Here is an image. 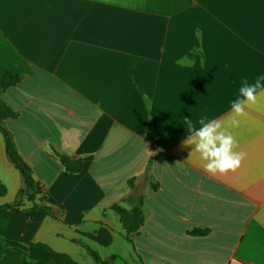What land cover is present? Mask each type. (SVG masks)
I'll return each mask as SVG.
<instances>
[{
  "label": "crops",
  "instance_id": "obj_1",
  "mask_svg": "<svg viewBox=\"0 0 264 264\" xmlns=\"http://www.w3.org/2000/svg\"><path fill=\"white\" fill-rule=\"evenodd\" d=\"M0 64L21 75L4 122L54 215L6 207L22 176L0 132V258L42 264L44 243L78 264H264V104L230 129L235 172H207L185 123L228 120L264 74V0H0ZM138 198L128 234L115 207Z\"/></svg>",
  "mask_w": 264,
  "mask_h": 264
},
{
  "label": "trees",
  "instance_id": "obj_2",
  "mask_svg": "<svg viewBox=\"0 0 264 264\" xmlns=\"http://www.w3.org/2000/svg\"><path fill=\"white\" fill-rule=\"evenodd\" d=\"M20 80L21 75L0 64V87H11ZM14 115V110H12L4 101L0 99V132L4 134L6 152L9 159L20 171L22 176V186L18 191L16 199L12 203L6 204V207L19 210V206L23 203L24 198H26L29 201H32V209L42 210L47 214L54 216L51 207L44 203V197H40V194L42 193L40 182L34 177L31 166L20 154L13 134L5 125V119ZM129 183L132 184V181L130 180ZM6 192L7 188L0 180V195H4ZM138 199V203L133 209L115 207L121 216V220L128 234L138 230L142 223L141 210L139 207L141 198ZM102 238L100 237V240L104 244H109L112 239L110 235H108L107 238ZM2 247L3 245L0 241V248ZM24 257L25 256L21 252L10 250L2 258H0V261L2 264H15L24 259ZM29 257L31 259L40 260L42 264H78L68 254L57 252L44 243H32ZM101 262L106 264L103 261Z\"/></svg>",
  "mask_w": 264,
  "mask_h": 264
},
{
  "label": "clouds",
  "instance_id": "obj_3",
  "mask_svg": "<svg viewBox=\"0 0 264 264\" xmlns=\"http://www.w3.org/2000/svg\"><path fill=\"white\" fill-rule=\"evenodd\" d=\"M144 101L146 108L151 109L147 95ZM230 103L231 115L228 120L210 119L203 115L197 122L199 127H196L190 119L185 118L186 130L190 133L187 144L195 145V150L206 161L205 170L213 175L235 172L246 158L245 152L236 151L239 140L230 129L240 126V118L248 116V107L264 104V74L252 82L243 78L238 95Z\"/></svg>",
  "mask_w": 264,
  "mask_h": 264
},
{
  "label": "rangeland",
  "instance_id": "obj_4",
  "mask_svg": "<svg viewBox=\"0 0 264 264\" xmlns=\"http://www.w3.org/2000/svg\"><path fill=\"white\" fill-rule=\"evenodd\" d=\"M136 205H137V202H136V204H134L130 209H133V208H135L136 207Z\"/></svg>",
  "mask_w": 264,
  "mask_h": 264
}]
</instances>
